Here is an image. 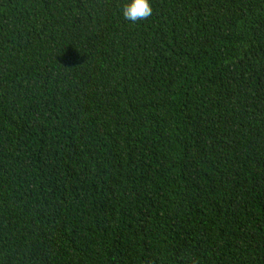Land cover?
I'll return each mask as SVG.
<instances>
[{
  "label": "trees",
  "instance_id": "obj_1",
  "mask_svg": "<svg viewBox=\"0 0 264 264\" xmlns=\"http://www.w3.org/2000/svg\"><path fill=\"white\" fill-rule=\"evenodd\" d=\"M0 0V264H264V0Z\"/></svg>",
  "mask_w": 264,
  "mask_h": 264
},
{
  "label": "clouds",
  "instance_id": "obj_2",
  "mask_svg": "<svg viewBox=\"0 0 264 264\" xmlns=\"http://www.w3.org/2000/svg\"><path fill=\"white\" fill-rule=\"evenodd\" d=\"M120 15L122 19L132 23L143 21L152 15L150 0H124Z\"/></svg>",
  "mask_w": 264,
  "mask_h": 264
}]
</instances>
